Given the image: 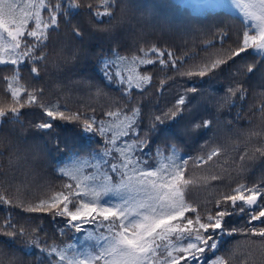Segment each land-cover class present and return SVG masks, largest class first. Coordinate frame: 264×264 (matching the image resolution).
<instances>
[{
  "label": "snow or ice",
  "instance_id": "obj_1",
  "mask_svg": "<svg viewBox=\"0 0 264 264\" xmlns=\"http://www.w3.org/2000/svg\"><path fill=\"white\" fill-rule=\"evenodd\" d=\"M180 5L197 11L220 8L239 13L242 36L225 49L222 42L229 32L226 27H217L221 48L214 58L179 74L203 78L234 66L232 76L236 86L228 88L220 106L233 104L234 97L244 98L238 77L257 73L264 76V0H214L212 3L180 0ZM82 7V0H0V65L13 66L11 74L2 78L6 83L3 92L10 96L11 103L0 97V120L7 118L21 123L22 109L38 105L49 118L34 124L38 131L52 129V121L59 119L78 124L81 132L99 145L98 149L83 155L72 153L69 161L57 169L66 178L59 190L37 203L17 205L27 212L63 218L61 235L67 230L80 233V245H48L37 235L38 228L29 234L24 226L17 230L15 223L6 220L0 236L10 240L0 241V264H22L16 252L32 249L38 250L36 264H208L206 253L215 256L223 236L237 234L248 237L249 244L256 243L251 237L261 238V264H264V178L252 184L244 180L249 161H264V134H250L239 161H232L234 169L228 165L227 154L219 145L197 156L196 167L219 163L222 156L225 161L221 170L211 173L204 184L209 187L211 182H217L220 190L203 204L194 203L187 198L189 187L195 183L188 175L189 161L193 158L182 157L175 143L158 145L147 156L145 150L151 147V137L163 131L162 126L176 122L185 112L191 117L184 129L185 135L195 129H210L212 121L196 122L194 109L189 107L195 95L189 97L188 93L195 94L196 87L185 90L166 111L152 115L141 135L143 120L139 104L129 107L130 102L113 101L108 110L102 111L105 119H99L96 109L87 115L72 112L66 105L62 110L59 103L43 104L40 102L42 88L30 90L21 83L19 66L31 65V73L38 77L41 66L46 67L49 62L51 31H58L61 22L71 23ZM92 7L87 5L89 12L103 22L104 16L114 18L117 7L125 11L131 6L121 5V0H102V13L92 12ZM98 30L114 34V26ZM72 32L77 37L83 34L79 25H74ZM62 52L55 55L59 57ZM248 55L252 56L251 62L237 65V60L244 61ZM178 61L182 62L183 58L153 44L147 48L141 45L131 56H121L113 48L112 55L102 58L99 64L104 78L116 83L123 95L128 96L131 89L143 93L151 84V74L138 71L139 66L159 63L179 71ZM52 63L56 65L57 61ZM260 111L264 112V105ZM251 137L260 139L252 143ZM12 162L10 159L9 163ZM0 203L10 205L12 201L0 194ZM237 214L247 217L244 228L229 229L228 218ZM17 239L24 244V249H13L11 253L3 250V246L11 248ZM231 260L228 255L215 256L211 264H231Z\"/></svg>",
  "mask_w": 264,
  "mask_h": 264
},
{
  "label": "trees",
  "instance_id": "obj_2",
  "mask_svg": "<svg viewBox=\"0 0 264 264\" xmlns=\"http://www.w3.org/2000/svg\"><path fill=\"white\" fill-rule=\"evenodd\" d=\"M188 2L195 3L197 0ZM82 3L83 7L73 16L71 23L61 22L58 31H51L47 49L49 62L46 67L41 66L40 75L32 74L31 65L27 63L19 66L21 83L30 90L42 88L40 102L43 104L59 103L62 110L66 105L72 112L80 111L87 115H92V109H96L95 115L99 119H105L102 111L108 110L113 101L120 104L130 102L129 107L139 104L143 120L141 135L152 115L166 111L180 94L196 87L195 94L188 93L189 97L195 95L189 107L194 109L196 122L204 119L212 121L210 129H195L185 135L184 129L191 118L185 112L176 122L162 126L163 131L159 135L151 137V147L145 150V156L154 152L158 145L175 143L182 157L193 158L189 161L188 175L195 183L189 187L187 198L199 204L213 198L220 190L217 182H211L209 187H204V184L211 173L221 170L225 157L222 156L219 163L204 167H196L195 158L205 154L210 147L219 145L227 154L228 165L234 169L232 161H239L250 134H264V112L260 111L264 105V76L257 73L238 77L245 92L244 98L234 97L233 104L221 107L228 88L236 86L232 76L234 66L224 67L203 78L181 76L179 73L214 58L221 48L217 27H226L229 32L222 42L223 47L226 49L232 45L238 36H242V18L233 10L226 12L220 8H205L197 11L181 6L180 0H121V5L131 7L125 11L117 7L114 18L104 16L103 22H100L89 12L87 5L93 6L92 12L102 13V0H82ZM74 25H79L83 30L82 36L73 34ZM113 26L114 34L98 30ZM153 44L172 50L175 57L183 58L182 62L178 61L179 71L159 63L141 65L138 71L150 73L151 84L143 93L131 89L128 96L123 95L116 83H109L102 75L99 61L110 57L113 48H117L121 56H131L141 45L147 48ZM61 50L62 55L56 56L55 53ZM54 60L57 61L56 65L52 63ZM251 60L252 56L248 55L244 61L237 60L236 63L239 65ZM12 68V65H0V97L7 103H11V98L3 92L6 83L2 78L10 75ZM22 113V126L7 118L0 120V153L3 154L0 156V194L12 201L10 205L0 203V229L6 220H10L17 225V230L19 226H24L29 234L32 229L38 228L37 235L48 245L75 243L79 246L80 233L67 230L61 235L59 229L64 227L63 218L53 219L49 214L27 212L17 205L37 203L59 190L66 178L57 169L69 161L72 153L83 155L98 149L99 145L94 143L91 136L82 133L78 124L59 119L52 121V129L38 131L34 124L49 119L38 105L27 106ZM259 139L251 137L252 143H257ZM248 146L251 147V144ZM10 159L13 161L11 164ZM248 164L245 182L252 184L264 178V161L257 159ZM246 219L239 214L231 216L227 227L243 229ZM250 239L256 243L249 244V238L241 234L224 235L215 256H231V264H261V238ZM9 240L7 236H0V241ZM24 247L17 239L11 248L3 246V250L11 253L13 249ZM37 251H17L16 255L22 264H36ZM215 256L211 252L206 253L208 264Z\"/></svg>",
  "mask_w": 264,
  "mask_h": 264
},
{
  "label": "rangeland",
  "instance_id": "obj_3",
  "mask_svg": "<svg viewBox=\"0 0 264 264\" xmlns=\"http://www.w3.org/2000/svg\"><path fill=\"white\" fill-rule=\"evenodd\" d=\"M233 11H235L238 15H239V13L236 11V10H233ZM240 16V15H239Z\"/></svg>",
  "mask_w": 264,
  "mask_h": 264
}]
</instances>
